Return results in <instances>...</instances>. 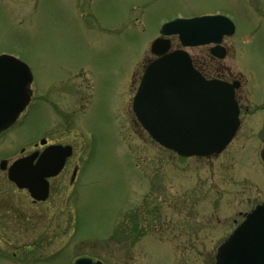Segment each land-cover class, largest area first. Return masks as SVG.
<instances>
[{
  "label": "rangeland",
  "instance_id": "rangeland-1",
  "mask_svg": "<svg viewBox=\"0 0 264 264\" xmlns=\"http://www.w3.org/2000/svg\"><path fill=\"white\" fill-rule=\"evenodd\" d=\"M219 13L236 28L224 40L229 55L217 62L209 46L187 50L207 61L210 75L222 67L218 73L239 79L237 93L256 105L264 96L262 0H0V53L33 74L26 116L0 135V161L43 137L74 147L43 202L0 170V264H72L81 256L214 264L233 219L264 198L248 165L249 156L260 161L259 146L238 142L243 131L219 154L180 157L138 123L132 98L162 24Z\"/></svg>",
  "mask_w": 264,
  "mask_h": 264
},
{
  "label": "water",
  "instance_id": "water-1",
  "mask_svg": "<svg viewBox=\"0 0 264 264\" xmlns=\"http://www.w3.org/2000/svg\"><path fill=\"white\" fill-rule=\"evenodd\" d=\"M234 30L230 18L204 15L173 19L164 23L160 32L178 35L184 47L214 43L211 52L224 56L217 52L222 48L220 42ZM151 51L157 57L146 65L133 99V110L142 126L153 139L182 156L221 152L239 127L240 111L235 99L239 83L205 78L185 49L171 50L170 38H156ZM32 81L26 63L0 54V132L28 105V85ZM70 154V146L51 145L35 164V153L16 160L9 168V177L19 187L27 188L35 199L44 200L48 196L47 177L57 175ZM5 167L2 161L1 168ZM74 264L103 263L82 257ZM216 264H264V202L219 246Z\"/></svg>",
  "mask_w": 264,
  "mask_h": 264
},
{
  "label": "flooded vegetation",
  "instance_id": "flooded-vegetation-1",
  "mask_svg": "<svg viewBox=\"0 0 264 264\" xmlns=\"http://www.w3.org/2000/svg\"><path fill=\"white\" fill-rule=\"evenodd\" d=\"M262 4H263V10H264V0H262ZM225 40V39H224ZM222 42V45L225 47V52H226V57L229 55V52H230V48L229 46L224 42ZM208 51L210 53V47L208 48ZM1 53H5V52H1ZM210 56H212L215 60H217V62L219 61H222L223 59L225 58H220L218 56H214L212 54H210ZM192 59H193V63L195 65V67L203 74L205 75L207 78H217V79H222V80H225V81H229L231 83H233L234 81L236 80H239V79H236V78H231V79H228L226 78L223 73H218L220 70H222L223 68L222 67H218V70H214V74H209L207 71H206V66L208 67L207 70L210 68L212 69V67H210L209 64L205 65L207 63V61H205L203 58H201V62L203 64H199V62L197 61V59L192 56ZM205 65V66H204ZM241 83V81H240ZM240 87H241V84H240ZM239 87V88H240ZM239 88L236 90V94H235V98H236V101L238 103V106H239V128L237 130V132L235 133L234 137L232 138L231 142H237V139L241 136V132L242 135H243V138L238 141V142H242L241 144H247L248 146H259V157H260V161L257 162L255 161L254 158H252V156H249L250 157V161L248 162L249 164V167L251 169V171H253V176L257 175L259 176L258 179H260L262 182H264V159L262 158V150L264 149V115L262 114V118L263 120H261V123H260V126L257 127V128H252V124L250 123L251 121V118L252 116L257 112V111H262L264 112V96L258 101V104L254 105L253 104V101H252V95L250 94H245L246 97H243L242 95H239L237 93V91L239 90ZM246 102V104H245ZM245 129V130H243ZM45 138V137H44ZM47 139V138H46ZM41 141V139L39 140V142ZM49 140L47 139V142ZM39 142H35L32 147L30 148L29 151H25L26 149H22L21 151V154L19 156H17V158L19 157H22V156H27L31 153H34L36 151H39V152H42L45 147L47 145H50V144H54V143H47L45 144L44 146L43 145H40ZM58 143V142H57ZM229 143V144H230ZM65 145L69 144V143H64ZM72 145V144H71ZM73 146V145H72ZM74 154V153H73ZM73 154L67 158L66 162H65V165H64V168L63 170L61 171V173L67 168L68 164H69V161L70 159L72 158ZM248 157V159H249ZM15 159V158H14ZM12 159V161L14 160ZM12 161H8V164H11ZM254 162L256 164H254ZM253 164V166H252ZM255 166V167H254ZM76 168V167H75ZM249 169V171H250ZM6 172V176H7V171H4ZM60 173V174H61ZM59 174V175H60ZM59 175L55 176V177H50L49 178V187H50V193L52 192V189L54 187V179H56ZM9 180V179H8ZM11 182V181H10ZM12 183V182H11ZM14 184V183H12ZM15 185V184H14ZM22 190H25L28 192V194L30 195L29 191L26 190V189H22ZM31 197V195H30ZM32 198V197H31ZM32 200L34 202H43V201H37V200H34L32 198ZM248 201H250L252 203V201L249 199ZM264 201V198L261 199L259 202H256V203H253V206L249 209V211H245L244 213H241L242 214V218L239 220L237 218L233 219L234 221V224H235V227L237 225H239V223H241L244 218H245V215L246 213L250 212L252 209H254L257 205H259L260 203H262Z\"/></svg>",
  "mask_w": 264,
  "mask_h": 264
}]
</instances>
